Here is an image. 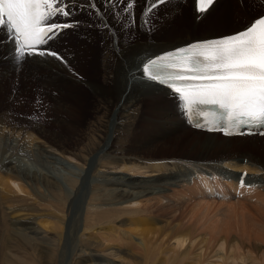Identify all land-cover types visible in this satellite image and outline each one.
Masks as SVG:
<instances>
[{
    "label": "bare ground",
    "instance_id": "1",
    "mask_svg": "<svg viewBox=\"0 0 264 264\" xmlns=\"http://www.w3.org/2000/svg\"><path fill=\"white\" fill-rule=\"evenodd\" d=\"M190 1L193 4L194 18L193 16L190 18L187 10L184 11L180 5L184 0H165V3L151 8L150 11V0H143L144 20L126 31V28L121 27L122 22L125 26H130L133 20L132 13L126 15L128 12L125 9L126 0H111V3L109 0H96L103 16L96 15V10L93 9L91 10L93 14L85 13L84 19L92 21L98 31L96 34L84 33L71 38L73 43H77V47L75 46L71 53L75 54V60L74 56H66L62 51V49L69 51V48L61 45L67 40L68 28L60 30L59 34L51 39L52 51L54 45L62 46L59 53L64 57L63 60L68 59L65 66L59 62L61 60L57 61L56 57L47 54L27 55L24 60L18 61L6 30L0 29V71L9 69L6 75L10 77L6 84L0 83V98L4 96V91L13 88L14 85L15 88H22L21 94L25 93L23 99H20L19 95L12 104L19 113H30L49 120L50 123L56 121L55 118L58 117L59 122L53 124L54 126H64L62 122L60 123V120L64 119L71 122H84V118L87 119L86 126L82 129L67 128L66 132H74L75 136L74 145L67 146L51 140L36 127L13 124L8 118L0 117V214L11 222L7 227L11 229L12 238H23L39 251L41 256L43 255L46 264L57 263L58 258L55 259L54 255L55 251H59L57 246H60V240L64 241V249L58 264H71V260L74 264H150V258L159 254L166 264H264V223L262 222L264 220V153H261L260 160L253 156L257 150L264 152V136L225 137L219 133H209L194 128L185 115L186 107L180 96L166 85L149 79L143 73V64L149 59L195 41L236 33L243 30L247 23L236 15V11L231 18L224 20L226 14L221 16L215 30L206 28L208 33L205 37L192 36L190 29L187 30L190 27L189 22L193 21L192 28L196 29L203 19L214 12L222 0H216L203 13L195 10V0ZM190 1H186V4L188 5ZM232 1L240 14L245 17L244 19L249 23L253 21L251 17H247L251 14L250 11L240 4L242 1L248 4L252 0ZM171 4L178 7L155 24L157 26L163 24L161 33L168 36L178 32L183 33L184 36L158 46L138 39L139 35L150 34L145 28L150 29L154 12H160L166 6L161 13L169 11L168 9L173 7L168 6ZM257 4L251 6L256 8ZM230 9L232 12L230 7L226 12L227 15ZM114 10L121 11L122 13L117 15H122L114 17ZM223 10L226 11L227 7L225 6ZM68 18L70 16L63 17L60 23L70 21ZM234 20L238 22L233 24ZM104 22L108 27L100 26ZM225 22L230 24L229 33H225L226 28H222ZM239 22L242 23L238 24ZM130 36L137 38L138 41L135 45L125 48L123 41ZM95 51L98 53V58L95 56ZM26 64L30 65V70L34 74L36 72L41 74L49 69L50 76L44 83L49 90L48 96L42 97L41 89L40 92L33 90L37 87V83L31 82L27 85L28 81L23 77L28 72L24 69ZM78 72L85 78H80ZM5 76L0 75V80ZM52 94L82 102L87 100L90 109L85 104H83L85 107L82 105L83 108L80 109L71 106L70 103L65 105L62 103L63 106L53 98ZM35 96L42 99L44 104L42 108L35 105V103L39 104L37 99L34 101ZM27 99L32 100L27 102ZM0 102L4 103L5 100ZM48 102L50 106L46 104ZM115 102L114 109H110L109 106ZM18 104H26L27 107ZM143 109H146L148 114L143 131L153 134L158 139L167 138V141L171 139V147H180L181 143L187 140L186 138L193 136L194 143L190 150H194L197 142L202 140L201 151L195 158H200L199 155L207 149H215L216 152L221 153L232 149L239 153L242 149L246 153L234 158L221 155V158L211 161L170 157L143 158L128 153L127 135L130 133V127L139 123V115L142 114ZM89 110L91 116L86 114ZM114 129L115 138H113ZM154 151L155 147L146 148L149 154ZM25 157L42 169L20 165ZM51 166H56L57 169ZM58 166L62 170L70 171V174L66 176L58 173ZM70 167L80 173L76 174ZM241 173L242 176L247 174L244 177L245 182L251 187L240 186ZM67 183H71L72 193L66 192ZM183 185L190 186L189 193L196 198V204L189 205L186 202L187 198L181 197L178 193V187ZM13 187L25 194L31 191L32 195L43 204L47 202L49 204H45L46 208L34 204L35 207L14 206L16 204L14 197L18 196ZM241 188H246L254 195L236 200L233 196L236 190ZM43 192L51 195L52 200L48 201L49 199L42 195ZM229 196H232L231 200L234 204L239 203L233 208L237 211L240 206L242 211L238 214V211L232 208L238 217L237 222L240 218L243 221L246 219L244 222L249 228L248 233L245 234L246 240H242V237L238 238L245 230L239 228L243 223L233 224L234 229L238 225L237 229L242 231L235 237L232 233L236 230L232 232L234 229H231L233 228L230 226L231 222L224 220L234 215L232 210L228 212V209H231L228 207L227 210L223 208L230 215L218 209L224 219L218 213H214L215 224L211 221L213 219L211 217L212 223H207L208 225L203 226L202 230L197 229L200 226L195 228L183 224L181 220L184 216L183 208L187 205L201 207L203 210V207L209 208L213 204H218L219 199L222 201ZM52 203L54 206L61 204V207L64 204L62 208H65V211H62L67 213L69 210L71 215L68 218L58 215L54 212L53 205H50ZM220 205L223 206V202L218 204L219 208ZM211 208L209 212L205 209L206 213L203 211L205 214L200 212V216L209 218L208 216L213 212ZM98 215L102 216V220L100 221L99 218L100 222H94L91 218ZM185 216L188 217L187 214ZM5 217H3L4 221ZM52 217L55 222H52ZM259 217L263 218L262 221ZM138 219L145 221L151 230L158 232L135 227ZM183 225L186 227L184 228ZM20 255L25 256L21 253Z\"/></svg>",
    "mask_w": 264,
    "mask_h": 264
},
{
    "label": "snow or ice",
    "instance_id": "2",
    "mask_svg": "<svg viewBox=\"0 0 264 264\" xmlns=\"http://www.w3.org/2000/svg\"><path fill=\"white\" fill-rule=\"evenodd\" d=\"M134 2L126 0L125 9H131ZM75 3L76 0H0V29L6 30L17 60L35 53L66 63L57 52L40 46L54 39L60 30L73 27L60 23L58 17L71 16ZM163 3L165 0H150L149 11ZM213 3L214 0H195V10L206 12ZM85 7L89 14L95 9L96 15L103 16L96 0H85L80 8ZM100 26L108 27L106 22ZM162 69L172 71L162 73ZM143 73L178 94L185 106L194 103L219 106L224 111L226 123L220 128L225 135L231 134L229 126L244 125L259 126L260 134L264 135V15L236 33L192 43L167 52L164 57L149 59L143 64ZM246 175L240 178L241 187H251L245 183Z\"/></svg>",
    "mask_w": 264,
    "mask_h": 264
},
{
    "label": "rangeland",
    "instance_id": "3",
    "mask_svg": "<svg viewBox=\"0 0 264 264\" xmlns=\"http://www.w3.org/2000/svg\"><path fill=\"white\" fill-rule=\"evenodd\" d=\"M187 2H189L190 0H186ZM186 1L184 0V3H180V5H182V8L184 9V11H186L187 10V13H189V17L191 18L193 15V8H192V6H193V4H192V1H190V3L187 5L186 4ZM83 3H85V1L84 0H76V3H75V9H74V11H73V14L70 16V18H68V20H70V21H66V23H70V24H73V27H70V28H68L66 31L67 32H69V34H67L66 36H67V40L65 41V42H63L61 45L62 46H65V47H67V48H69V51H65V49H62V51L64 52V54L66 55V56H74V60H75V54H71V53H73V49H74V47L76 46L77 47V43H73L72 41H71V38L72 37H76V36H80L81 34H96V32L98 31L97 30V26L92 22V21H87V20H85L84 19V16H85V13H88L89 14V9L87 8V10H84V9H81L80 8V5L81 4H83ZM256 3H258L257 4V7L256 8H253V6H251V4H256ZM186 4V5H185ZM241 4V6L242 7H246V10H249L250 11V13L251 14H248L247 15V17H251L252 19H254V18H256V17H259V16H261L262 14H264V0H252L251 1V3H249L248 2V4H247V2H245V1H242V3H240ZM244 4V5H243ZM120 5H122V4H120ZM142 5H143V0H135V2H134V4H133V7L131 8V10L130 9H127L128 10V12L126 13V15L127 14H129V13H132V18H133V20H131V23H132V25L130 24V26H125V24H124V22H122V26L121 27H123V28H126V31H129L130 30V28L131 27H136V24L139 22V21H142V20H144V12H145V10H144V7L142 8ZM147 6V5H146ZM168 6H173L171 9H168L169 11H166V12H163V13H161L166 7H164L160 12H154V14L152 15V24H151V27H150V29H147V28H145V30L146 31H148V34L149 35H139L140 36V38H139V36H137L138 37V39H143V42H146V43H150V44H152V45H156V46H158V45H160V44H166V43H170L172 40H174L175 38H181V37H183L184 36V34L183 33H181V32H178V33H176L175 35H172V36H168V34H164V33H161L163 30H162V27H163V24L161 25V24H158L159 26H157L155 23L156 22H158V21H160L161 19H164V18H166L169 14H170V11L171 10H175L176 9V7H178V5H175V4H171V5H168ZM227 7V10L226 11H224L223 10V8L224 7ZM236 7V5H234V2L232 1V0H222L219 4H218V6L215 8V10H214V12H212V14L211 15H209L208 17H206L205 19H203L202 21H201V24H200V26L199 27H196V29H193L192 28V26H193V24H194V22L193 21H190L189 22V24H190V27L189 28H187V30H189L190 29V35H192V36H197V35H199L200 37H205L206 35H207V33L208 32H206V28H208L207 30H209V29H213V30H215V28L217 27V21H218V19L221 17V16H223L224 14H226V16H224V20L225 19H227V18H231L232 16H233V13L234 12H236V15L241 19V20H245L247 23H246V25L245 26H247L248 24H249V22H248V20L247 19H244L245 17L242 15V14H240V11H239V9L236 7V9L234 8V7ZM232 8V12H231V9H230V12H229V14L227 15V11H228V9L229 8ZM261 7V8H260ZM144 10V11H143ZM241 10H242V8H241ZM252 11V12H251ZM118 13H122L121 11H118V10H114L113 11V16L114 17H120L121 15H117ZM246 13V12H245ZM161 17V18H160ZM192 18H194V16L192 17ZM130 21V20H129ZM60 22V21H59ZM78 22V23H77ZM236 22H238V20H234V22H233V24L234 23H236ZM251 22V21H250ZM150 22H148V24H149ZM154 23V24H153ZM242 22H239L238 24H241ZM152 25H153V27H152ZM79 26H81L80 28H78ZM207 26V27H206ZM228 26H230V24H228L227 22H225L224 23V25H223V29H225L226 31H225V33H229V32H231V31H229L228 30ZM245 26L243 27V28H245ZM114 26H112V28H113ZM153 28V29H152ZM173 28V27H172ZM134 29H136V28H134ZM110 30V29H109ZM90 32V33H89ZM93 32V33H92ZM133 36H134V34H133ZM133 36H130L129 38H127L126 40H124L123 41V46L125 47V48H127V47H131V46H133V45H135L136 43H137V41L138 40H136L137 38H134ZM186 36V35H185ZM65 40V39H64ZM81 42H83V41H81ZM62 46H56L55 47V45L53 46L54 47V49H53V51H55V52H57L59 55L61 54V53H59V51H61V47ZM96 47V46H95ZM10 50V49H9ZM61 56V55H60ZM65 56V57H66ZM95 56H96V58H98V53L95 51ZM64 58V57H63ZM0 59H1V57H0ZM55 60H57V61H59L57 58H55ZM64 61H66V62H68V59L67 58H65V60ZM61 64H63L64 66L66 65V63L65 62H62V61H59ZM77 62V61H76ZM24 69H26V70H28V72L27 73H25V75L23 76V77H25V79H26V81H28L27 82V85H28V83H31V82H33V83H37L38 85H37V87L36 88H34L33 90H35V91H39L40 92V89L42 90L40 93V95H42V97H46V96H48L49 95V93H48V88H46L45 87V80H47L48 78H49V76H50V71H49V69L48 70H45L44 72H41V74H39V73H33V71H31L30 70V65H28V64H26L25 65V68ZM72 69V68H71ZM9 70V69H8ZM8 70H6V71H0V75H3V76H5L6 75V72H8ZM74 70V69H73ZM77 71H78V69H77ZM5 73V74H4ZM80 78H85L81 73H79L78 72V74H77ZM8 80H10V77L9 76H5L2 80H0V83L1 84H6V82L8 81ZM5 82V83H4ZM15 82V81H14ZM0 84V85H1ZM45 89V90H44ZM168 91V90H167ZM21 92H22V88H15V86L13 85V88H10V89H7L6 91H4V93L6 94V96H5V94H4V96L2 97V98H0V101H3V100H5V102L4 103H1L0 102V117H6V118H8L9 119V121L11 122V123H13V124H18V125H27V126H30V127H36V128H38L40 131H42L43 133H45L46 134V136L47 137H49L51 140H53V141H56V142H61V143H64L65 145H67V146H72V145H74V142H75V136H74V132H66L68 129H70V128H73V127H76L75 129H82V128H84L85 126H86V123H87V119H85L84 118V122H71V121H69V120H60V123L61 124H64V126H60V125H57V126H54L53 124H56V122H59V118L58 117H56L55 118V120L56 121H53V123H50L49 122V120H45V119H43L42 117H38V116H36V115H32V114H30V113H19V112H17L14 108H13V103L15 102V100L18 98V96H19V98L20 99H23L25 96H23V94H25V93H23V94H21ZM31 92V91H30ZM170 92V91H169ZM32 93V92H31ZM170 93H172V92H170ZM45 95V96H44ZM53 95V94H52ZM52 95H51V97H52ZM174 95V94H173ZM32 96H34V93L32 94ZM4 97H5V99H4ZM10 97V98H9ZM57 97V98H56ZM61 96L60 95H56V96H54L53 95V98L56 100V101H58V103H60L61 105H65V104H68V103H70V105L71 106H74V107H76L77 109H80V108H83V104H85L89 109H90V105L88 106V104H87V100L86 99H84V100H86L85 102H82L81 100H79V101H77V100H75V99H70V97H67V98H60ZM9 100H8V99ZM59 98V99H58ZM69 98V99H68ZM34 99V98H33ZM37 99V101L39 102V104H37V103H35L34 101ZM6 100H7V103H6ZM32 99H27V102H30ZM60 100H61V102H60ZM34 103H35V105L36 106H38V107H43L44 106V104H43V102H42V99H40V97H36L35 96V99H34ZM63 101V102H62ZM72 101V102H71ZM63 103V104H62ZM46 104H49L48 106H50V102H48V103H46ZM20 105H22V106H24V107H27V105L26 104H18V106H20ZM63 105V106H64ZM83 105V106H82ZM115 105H116V102L113 104V105H111V106H109V108L110 109H114V107H115ZM47 106V107H48ZM85 107V106H84ZM86 114H88V116H91L90 115V110L86 113ZM148 116V114H147V112H146V109H143L142 110V114L141 115H139V123L137 124V125H132L131 127H130V130H129V134L127 135V141H128V146H127V152L128 153H131V154H136V155H140V156H142L143 158H152V157H155V158H165V157H170V158H172V159H190V160H205V161H211V160H215V159H217V158H221L222 156H224V155H229L228 157H230V158H234V157H238V155H244V153H246V152H244V151H242V149H240V151H239V153H237L238 151H235L234 149H232V150H230L229 152H226V153H224V152H216L215 151V149H207L206 151L205 150H203V154H201V155H199L200 156V158H195V156H196V154H198V153H200V151H201V144L203 143L202 142V140L201 141H198L197 142V146H196V149H194V150H190V147H191V145L194 143V138H193V136H190V137H188V138H186L187 140H185V141H183V143H181V145H180V147H175V148H173V147H171V143H170V140L169 141H167V138H162V139H158V138H156L153 134H151V133H148V132H144L143 131V129H144V122H145V118ZM82 123V124H81ZM78 125V126H77ZM68 128V129H67ZM143 128V129H142ZM152 132H154V131H152ZM115 129L113 130V138H115ZM192 138V139H191ZM72 142H73V144H72ZM144 145H147V146H144ZM163 146V147H162ZM147 147H155V151L154 152H152L151 154H149V153H147L146 152V148ZM213 150V151H212ZM257 150V149H256ZM261 150V149H260ZM214 152V153H213ZM195 153V154H194ZM213 153V154H212ZM261 153H264L263 151H259V150H257V153L256 154H253V156L255 157V158H257V159H261ZM222 155V156H221ZM23 160L24 161H22V162H20V165H23V164H25V165H28V166H30V167H32L33 168V166L35 167V168H40V169H42L40 166H38V165H36L35 163H33L30 159H27V157H25V158H23ZM28 162V163H27ZM262 163H263V161H261ZM37 166V167H36ZM53 169H57V167L55 166V167H53V166H51ZM59 167V170H58V173H60V174H62V175H69L70 174V171H67L66 169H63L62 170V168L60 167V166H58ZM70 169L71 170H73L74 172H75V169L73 168V167H70ZM61 170V171H60ZM61 172H63V173H66V174H63V173H61ZM71 173H73V172H71ZM76 174H78V173H80L79 171H77L76 170V172H75ZM75 173H73V174H75ZM65 184V182L63 183V185ZM65 187H67V188H65L66 189V192H70V193H72V186H71V183H67V185L65 186ZM14 188V187H13ZM15 190V193L17 194V196L18 197H20V198H18V197H14L15 199H16V204H15V199H13L12 201H13V203L15 204L14 206H18V207H21V208H25V207H27V206H30L31 207V205H41V206H45V204H47V203H44L43 204V202H41L37 197H35L34 195H32L33 193H31V191L30 192H28L27 191V194H25V193H21V192H18L17 190H16V188H14ZM189 189H190V186H188V185H183V186H179L178 187V193L181 195V197H183V196H185L186 198H187V200H186V202H188V204L189 205H194V204H196V202H197V200H196V198L194 197V196H192L190 193H189ZM45 195H44V194ZM42 193V195L48 200V201H50V200H52L51 199V195H49L48 193H45V192H43ZM19 194V195H18ZM49 196V197H48ZM24 199V200H20V199ZM231 198H232V196L230 197H226V198H224V200H222V201H220L221 199H219V203L218 204H220V202H223V206H221V208H219L218 207V204H213V203H211V204H213V206H210L209 208H211V212L212 213H210V216H208L209 218H207V216H205L204 218L202 217V216H200L201 214H200V212L202 213L207 207H203V210L201 209V207L199 208V207H197L196 206V208L195 207H192V206H189V205H187V207H184L183 209H185L183 212H184V216H183V219H181L182 221H183V224H185L186 226L187 225H191V226H195V228H197L198 226H200L199 228H197L198 230L200 229V230H202V227L204 226H207L211 221H213L214 222V219L215 218H213V216L215 215L214 213H218V215L219 216H222L223 218L222 219H224V216L223 215H220V211L222 210V211H225L226 212V214H228V215H230V213H228L229 212V210H232V208L233 207H235V205H239V203L238 202H235V204L232 202V200H231ZM233 198H235L236 200H238V197H234L233 196ZM37 199V200H36ZM239 199H244V198H239ZM25 201V202H24ZM37 201V202H36ZM218 201V200H217ZM224 201H227V202H224ZM41 202V203H40ZM229 202V203H228ZM225 203H227V204H225ZM231 203H232V205H234V206H232L231 205ZM49 204V203H48ZM228 204H229V206H228ZM33 205V206H34ZM51 206H52V208H53V210H54V212H56V213H58V215H60V216H62V215H64L66 218H68V216H70L71 215V212L68 210V212L66 213V212H64L65 210V208H62L63 207V205L64 204H62V207H61V204H59V205H56V206H54V204L52 203V204H50ZM227 205V206H226ZM32 206V207H33ZM48 206V205H47ZM58 206H60V207H58ZM201 206V205H200ZM226 206V207H225ZM232 206V207H231ZM241 206H242V204H241ZM35 207V206H34ZM218 207V208H217ZM227 210L228 208H231V209H228V212L224 209V208ZM228 207V208H227ZM238 207V206H237ZM45 208H46V206H45ZM49 208V207H48ZM191 208V209H190ZM192 208H194V209H192ZM197 208H198V210H197ZM209 208H207L206 209V211L207 212H209L210 210H209ZM188 209V210H187ZM217 209V210H216ZM220 211H219V210ZM224 209V210H223ZM234 209V208H233ZM49 210H50V208H49ZM62 210H64V211H62ZM191 210H192V213H191ZM194 210V211H193ZM202 210V211H201ZM235 210V209H234ZM234 210H232L233 211V214L235 213V211ZM59 211V212H58ZM62 211V212H61ZM187 211H188V213H187ZM206 211H204L205 213H206ZM219 211V212H218ZM231 211V212H232ZM237 211H238V214H240L242 211H241V208H240V206H239V208L237 209ZM236 211V212H237ZM53 212V213H54ZM194 212L196 213V214H194ZM198 212V213H197ZM203 212V213H204ZM29 213H31V212H29ZM66 213V214H65ZM190 213V214H189ZM202 213V214H203ZM204 213V214H205ZM188 215V217L187 216H185V215ZM194 214V215H193ZM214 214V215H213ZM237 214V213H236ZM255 214L257 215V211H255ZM193 215V216H192ZM196 215V216H195ZM197 215H199L200 217H202V219L200 218V217H198ZM0 264H24V263H26V264H34L35 263V261H36V263L35 264H46L45 263V260H44V257H43V255L41 256V254L39 253V251H37L33 246H31V245H29V243H27L23 238H21V237H13L12 238V234L10 233L11 232V229L9 228V226L7 227V225H8V223L10 224L11 222L9 221V219L7 218V217H5V216H3V215H1L0 214ZM3 217H5V221L3 220L4 218ZM186 217V218H185ZM213 219H212V218ZM263 217V216H262ZM260 218L259 217V219L261 220V219H263V218ZM54 217H52L51 219H52V222H55V220L53 219ZM100 218V221L102 220V216L101 215H98L97 217H94V218H91L94 222H100V221H98V219ZM208 219V221H207V219ZM212 219V220H211ZM237 219H238V217H237V215H232V216H229V217H227V218H225L224 220H227L228 222H231V225L230 224H228V225H230V226H233V228L231 227V229L233 230L234 229V225L235 224H240V223H243V224H241L240 226H239V228L241 229V230H243V229H245L244 231H243V233H242V231L240 230V229H237L238 228V225H236L237 227H236V229H234L232 232H234L235 230H236V234L235 233H232L233 234V236H238L237 234H240V233H242V234H244V235H239L238 236V238H241L242 240H246L247 239V236H245V234H247L248 233V230L247 229H249L247 226L248 225H246V223L244 222L246 219H244V221L240 218V220L237 222ZM7 220H8V222H7ZM54 220V221H53ZM191 220V222H189V221ZM199 220V221H201V222H199L201 225H199V223L197 222V221ZM211 220V221H210ZM230 220V221H229ZM243 222H242V221ZM3 221V222H2ZM29 221H31V220H29ZM33 222H34V220H32ZM207 221V222H206ZM262 221V220H261ZM206 222V223H205ZM227 222V223H228ZM263 223H264V220L262 221ZM4 223V224H3ZM188 223V224H187ZM198 223V224H197ZM205 223V224H204ZM208 223V224H207ZM212 223V222H211ZM235 223V224H234ZM207 224V225H206ZM214 224H215V222H214ZM234 224V225H233ZM249 224V223H248ZM185 225H183L184 226V228L186 227ZM227 225V226H228ZM3 226V227H2ZM182 226V227H183ZM226 226V227H227ZM241 226H243V227H241ZM135 227H137V228H143V229H145V230H150V231H152V232H158L157 230H151L148 226H147V224H145V221H143V220H140V219H138V223L135 225ZM204 227H203V229H204ZM245 227V228H244ZM243 228V229H242ZM8 229H10V230H8ZM237 230H239V231H237ZM9 233V234H8ZM11 234V235H10ZM133 236H135V235H133ZM244 237H245V239H244ZM16 239H18V240H16ZM24 241H23V240ZM6 240V241H5ZM62 240H64L63 238H62ZM3 241V242H2ZM12 241V242H11ZM6 242V243H5ZM15 242V243H14ZM17 242V243H16ZM60 246L58 245L57 246V250H59V251H55V255H54V257H55V259H57V263L56 264H58V260L60 259V256H61V252H63V245H64V241H61L60 240ZM9 243V244H8ZM13 243V244H12ZM19 243V244H18ZM15 244V245H14ZM21 244H22V246H21ZM9 245V246H8ZM10 245H11V247L12 246H14L13 247V249L10 247ZM17 245H20L19 247L17 246ZM30 247H29V246ZM26 248H25V247ZM60 247V248H59ZM10 248V249H9ZM15 248V249H14ZM16 248H17V250H16ZM19 248V249H18ZM28 248V249H27ZM20 249H22V250H20ZM30 249V250H29ZM9 250V251H8ZM16 250V251H15ZM34 250V251H33ZM8 251V252H7ZM11 251V252H10ZM14 251V252H13ZM35 251H37V252H35ZM25 252H26V254H25ZM7 253V254H6ZM13 255H12V254ZM20 253L22 254V256H24V257H21V255H20ZM33 253V254H32ZM36 253V254H35ZM31 254V255H30ZM20 255V256H19ZM37 255L39 256V257H37ZM16 256V257H15ZM35 256V257H34ZM26 257H29V258H26ZM39 258L38 260H39V262L37 261V258ZM8 258V259H7ZM15 259V260H14ZM24 259H25V261L26 262H24ZM34 259V260H33ZM36 259V260H35ZM41 259V260H40ZM73 259H75V258H73ZM21 260V261H20ZM27 260H28V262H27ZM29 261H31V262H29ZM73 260H71V264L73 263L74 264V262H72ZM150 261H151V263L150 264H166L164 261H163V258H161V256H160V254L159 255H155V256H152L151 258H150ZM11 262V263H10ZM43 262V263H42Z\"/></svg>",
    "mask_w": 264,
    "mask_h": 264
}]
</instances>
